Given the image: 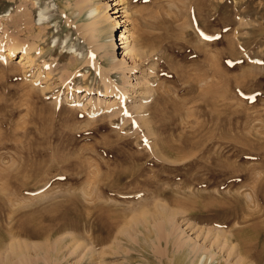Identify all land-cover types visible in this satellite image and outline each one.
I'll return each instance as SVG.
<instances>
[{"label":"rangeland","instance_id":"obj_1","mask_svg":"<svg viewBox=\"0 0 264 264\" xmlns=\"http://www.w3.org/2000/svg\"><path fill=\"white\" fill-rule=\"evenodd\" d=\"M1 51L0 264L264 263V0H0Z\"/></svg>","mask_w":264,"mask_h":264},{"label":"bare ground","instance_id":"obj_2","mask_svg":"<svg viewBox=\"0 0 264 264\" xmlns=\"http://www.w3.org/2000/svg\"><path fill=\"white\" fill-rule=\"evenodd\" d=\"M107 5H108V3L106 2V4H105V6L107 7ZM43 17L44 15H43V13L42 12H40V15H39V17ZM103 22H109V26H108V24H107V26L108 27H111L110 25H111V22H112V15L106 10L105 11V13L103 14ZM108 27H106L105 26V24H104V26H103V29H106V28H108ZM103 32V31H102ZM107 38H109V48L111 49V48H114V44H115V41H114V39H113V37L111 36V35H107L106 36ZM108 42V41H107ZM114 45V46H113ZM29 49V48H28ZM109 51V50H108ZM16 50H15V48L14 47H12V48H9L8 49V52L6 53V54H8V55H13V54H15L16 55ZM1 55H3L4 56V53L1 51L0 52V56ZM138 55V54H137ZM28 56H30L29 55V52L27 51V49H24L23 51H22V53H19L18 55H17V57H19V62H21V60H27L28 59ZM9 57V56H8ZM30 58H31V56H30ZM134 58V57H133ZM123 60H125V59H121L120 60V62L119 63H121ZM112 61H114L113 59L110 61L111 63H112ZM122 65V64H121ZM120 66V65H119ZM111 68H109V69H116V67H118L116 64H113L112 66H110ZM124 70V69H123ZM123 72V71H122ZM100 77H101V79H102V81L104 82V84H105V88H104V90L101 92V93H99V94H101V95H109L112 91H113V93L115 92V93H117L116 95H120L121 97H123V95L127 92V91H124V90H122L121 92L120 91H118V89H117V86H116V84L113 82V81H111L112 83H110L109 82V79L106 77V74L105 73H101L100 74ZM88 90V89H87ZM89 91V90H88ZM112 94V93H111ZM258 181V180H257ZM258 185V184H257ZM255 186V184L253 185V187H252V191H250L249 193H247L246 195H245V199L249 202H247L248 204H249V206H250V203H253V204H261V206H262V210H260L259 211V213L260 212H262L263 214H261V215H264V193L258 188L259 186ZM251 189V188H250ZM244 193V192H243ZM243 193H242V195L241 196H243ZM230 194V193H229ZM238 194V193H237ZM222 194H220V196H221ZM191 196V195H190ZM232 196H234L233 195V193H232ZM44 199V198H43ZM212 199V198H211ZM210 199V200H211ZM217 199H220L221 201L223 200V202L225 201V200H228V201H230V202H235V203H237V204H239L240 203V201L237 199V198H232V197H226V196H222V197H219V198H217ZM170 201V200H169ZM215 201V200H214ZM217 203V202H216ZM229 203V202H228ZM226 204V203H225ZM242 204V203H241ZM244 204V203H243ZM242 204V205H243ZM164 205V204H163ZM247 205V204H246ZM160 206V205H159ZM164 206H166V205H164ZM260 206V207H261ZM163 207V206H162ZM239 207V206H238ZM246 207H248V206H246ZM170 208V207H169ZM165 210H166V208H164ZM244 209H246L245 207H244ZM248 209V208H247ZM261 209V208H260ZM162 210H163V208H162ZM170 209H168L167 210V212L169 211ZM232 210V209H231ZM242 210V209H241ZM164 211V210H163ZM248 211V210H247ZM246 211V212H247ZM250 211V210H249ZM160 213H163L162 211L160 212ZM234 213V212H233ZM236 213V212H235ZM173 214V215H172ZM170 213V212H168L167 214L165 213V214H161L162 216H158L159 218H163V219H161L162 220V222H161V228H163L164 230L165 229H167V226H168V224H167V221L169 220H167V218H170V217H168V216H172V218H174L173 216L175 215L174 214V212L173 213ZM232 214V213H231ZM250 214V213H249ZM257 214V213H256ZM158 215V214H157ZM166 215H167V218H166ZM233 215V214H232ZM243 215H244V213H243ZM252 215H255L254 214V212L251 214V216L249 215V217H250V219H251V217H254V216H252ZM230 216V215H229ZM236 216H238V215H236ZM236 216H234L235 218H236ZM256 216V215H255ZM260 216V215H259ZM244 217V216H243ZM53 218H54V216H53ZM158 218V219H159ZM230 219V218H229ZM234 219V218H233ZM249 219V220H250ZM258 219V218H257ZM247 220V219H246ZM252 220V219H251ZM170 221H172V220H170ZM173 221H174V219H173ZM226 221H228V220H226ZM226 221H225V223H226ZM255 221V220H254ZM253 221V222H254ZM159 223H160V221H159ZM57 224V223H56ZM69 224V223H68ZM45 225V224H44ZM42 226V228H41V231H42V233H45L46 231H45V229L47 228V226ZM59 225V224H58ZM65 226V225H64ZM70 226V225H69ZM143 226H145V227H147V230L145 231V230H139L141 233H143V238L141 239L142 240V242L144 243V244H147L150 240H151V238H152V242L154 243H156V239H155V237H153V232H152V228L150 227H148L149 225H147V224H143ZM158 226V224L157 225H155L154 227L156 228ZM68 227V226H67ZM137 227V226H136ZM159 227V226H158ZM121 228V227H120ZM119 228V229H120ZM123 228H125V226L123 227ZM128 228V227H127ZM138 228V227H137ZM54 229H56V228H54ZM96 229H97V225H90V231H91V235H90V237L92 236V238H94V241L95 242H98L99 243V241H100V238L98 237V235H96L95 234V231H96ZM122 229V228H121ZM120 229V230H121ZM159 229V228H158ZM63 230V229H62ZM68 230V229H67ZM154 230H156V229H154ZM173 230V229H172ZM53 231V230H52ZM56 231V230H55ZM123 231H124V229H123ZM208 231H210V230H208ZM65 232H66V230H65ZM119 232V231H118ZM156 232V231H155ZM167 231H165L164 233H166ZM37 233H40V232H37ZM41 233V234H42ZM51 233V232H50ZM50 233H48V234H50ZM63 233V232H62ZM68 233H70L69 231H68ZM101 233V232H100ZM124 233V232H123ZM172 233V232H171ZM73 233H72V230H71V233H70V240H69V242L68 243H70V242H75L76 241V236H74L73 237V235H72ZM117 234H119V233H117ZM116 234V235H117ZM134 234V233H133ZM181 234V233H180ZM38 235H40V234H38ZM118 236V235H117ZM116 236V237H117ZM139 236V235H138ZM180 237H182L181 235H179ZM213 236H215V239H216V237H218L219 236V238H220V236H222V239L224 240V241H230V239H231V236H234V234L233 233H229V234H226L225 232L224 233H222V231H220L219 232V230H215L214 231V233H213ZM68 237V236H67ZM121 237V236H120ZM65 238V237H64ZM184 238V237H183ZM183 238L181 239V238H177L176 240H174L175 241V244L176 245H178V247H179V250H180V248L181 247H183L184 246V244L185 243H188V241L187 240H183ZM218 238V239H219ZM91 239V238H90ZM115 239V238H114ZM128 239V238H127ZM160 238H158V240H159ZM174 239V238H173ZM63 240V239H62ZM116 240V239H115ZM119 240V239H118ZM173 241V242H174ZM93 242V241H92ZM91 242V243H92ZM94 242V243H95ZM127 242H128V240H127ZM27 243V242H26ZM58 243V242H57ZM225 243V242H224ZM99 244H101V243H99ZM102 244H103V242H102ZM143 244V245H144ZM149 245H151L150 244V242L148 243ZM147 244V245H148ZM24 245H25V243H24ZM93 245V244H92ZM96 245V244H95ZM107 245V244H106ZM110 245H111V243H110ZM141 245V244H140ZM195 245V244H194ZM197 245V244H196ZM199 245V244H198ZM101 246H104V245H101ZM146 246V245H145ZM175 246V245H174ZM193 246V245H192ZM28 247V246H27ZM93 247V246H92ZM110 246L108 245V248H109ZM144 247V246H143ZM177 247V246H176ZM177 247V248H178ZM202 247V246H201ZM14 248V247H13ZM16 248V247H15ZM24 248H26V247H24ZM60 248V247H59ZM94 249H95V247H93ZM111 248H112V246H111ZM199 247H197V248H195L194 246L193 247H189V252L190 253H188V254H192L194 257L199 253V249H198ZM8 249V248H7ZM94 249H92L93 251H94ZM97 249H102V248H97ZM107 250V249H106ZM184 250V249H183ZM93 251H91V252H93ZM96 252H98L99 253V251H97V250H95ZM101 251H103V250H101ZM61 252V251H60ZM59 252V253H60ZM107 251H105V253H106ZM98 253H96V256H98L99 254ZM104 253V252H103ZM104 253V254H105ZM109 253V252H108ZM101 254V253H100ZM107 254V253H106ZM200 254V253H199ZM93 256V255H92ZM192 256V257H193ZM100 257H103V254L100 256L99 255V258ZM197 257V259H198V257H199V260H198V262H196L197 264H200V262H202V256H196ZM105 259V258H104ZM194 259H196V258H194ZM62 261V260H61ZM193 262V261H192ZM64 263V262H63ZM191 263V262H190ZM189 263V264H190ZM59 264V263H58ZM184 264V263H183ZM186 264H188V263H186ZM192 264V263H191ZM264 264V263H263Z\"/></svg>","mask_w":264,"mask_h":264}]
</instances>
